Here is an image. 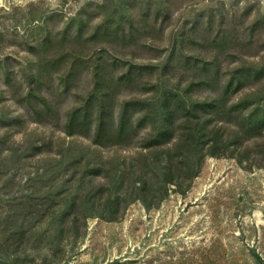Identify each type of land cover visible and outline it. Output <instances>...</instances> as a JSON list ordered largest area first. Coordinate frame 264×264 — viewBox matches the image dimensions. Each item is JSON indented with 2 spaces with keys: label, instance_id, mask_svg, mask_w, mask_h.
I'll return each mask as SVG.
<instances>
[{
  "label": "trees",
  "instance_id": "16d2710c",
  "mask_svg": "<svg viewBox=\"0 0 264 264\" xmlns=\"http://www.w3.org/2000/svg\"><path fill=\"white\" fill-rule=\"evenodd\" d=\"M209 4L175 26L159 66L160 61H136L128 53L147 37L163 36L174 0H101L93 23L77 11L58 30L24 43L32 56L26 57L22 76L0 57V101L6 90L32 120L51 123L68 136H85L94 145L138 150L129 158L91 162L87 149L67 144L43 158L46 177L41 170L29 176L39 185L36 191L6 196L3 246L12 250L0 252V264H30L25 244L50 233L59 237L72 215L112 220L134 200L146 209L158 206L169 186L186 191L206 155L231 151L240 161L243 140L264 136V10L257 8L247 20L249 4L234 10L225 9L222 0L216 7ZM42 16L38 11L22 26ZM38 29L41 25L30 32ZM249 53L251 59L244 57ZM174 68L183 75L172 80ZM83 76L88 88L60 107L57 99L71 94ZM16 118L9 114L7 126ZM20 147L0 144V159L43 152L36 139ZM97 176L102 180L95 184ZM38 198L40 208L48 201L43 214L52 232L37 228Z\"/></svg>",
  "mask_w": 264,
  "mask_h": 264
},
{
  "label": "rangeland",
  "instance_id": "374dc122",
  "mask_svg": "<svg viewBox=\"0 0 264 264\" xmlns=\"http://www.w3.org/2000/svg\"><path fill=\"white\" fill-rule=\"evenodd\" d=\"M100 1L0 0V57H5L12 64V73L22 76L25 59L32 56L26 51L24 43L27 40H34L48 30H58L63 26V21L77 11H81L92 23L95 22L99 18L97 4ZM206 1L210 3L207 7L217 5V0H174L171 20L163 36L147 37L127 53L136 61H160L158 66L162 65L166 46L174 39L175 26L191 18L193 11L202 8ZM222 1L223 7L230 10L238 7L242 9L245 4H249L251 13L247 20L255 15L257 8L264 10V0ZM38 11H43L42 18L22 26ZM50 13L53 16L47 17ZM35 25H41V29L30 32ZM254 49L248 52L253 53ZM250 53L244 54V57L251 59ZM180 73L183 75L180 69L174 68L169 73L170 78L173 80ZM89 82L83 76L72 88L71 94L57 99L60 107L70 105L76 97L74 93H83ZM248 89L245 88L238 95ZM1 95V146L22 148L29 140L36 139L43 151L35 156L0 159V252L4 254L12 250L3 246L6 235L2 230L5 226L3 214L7 207L6 196L11 193L17 195V191L22 190L24 193L36 191L39 185L36 180L31 183L29 176L41 170L46 177L47 174L43 173V158L55 156L67 144L74 145L76 149H87L85 159L89 158L91 162L113 160L119 156L129 158L136 155L138 150L133 145L98 146L85 136H68L51 123L29 118L22 107L9 98L8 91H2ZM8 113L17 117L15 123L9 126ZM242 143L238 150L242 160L239 161L231 151L221 156L206 155L186 191H174L173 186H169L168 194L158 206L146 209L139 200H134L112 220L96 216L85 219L80 215L70 216L69 220L79 218L78 222L75 221L73 227L69 221L70 226H66L59 237L50 233V236L41 235L28 241L25 244L27 259L30 264H262L264 136L243 140ZM72 150L75 151L74 148ZM69 153L66 152L65 156L68 157ZM6 154L7 151L3 153ZM101 180L99 176L92 178L95 184ZM56 183H59V178ZM39 199H34L37 213L33 216L35 219L42 216L37 228L52 232L48 217L43 214L48 201L40 208Z\"/></svg>",
  "mask_w": 264,
  "mask_h": 264
}]
</instances>
